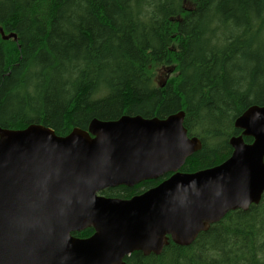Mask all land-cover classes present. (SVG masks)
I'll list each match as a JSON object with an SVG mask.
<instances>
[{
  "label": "trees",
  "instance_id": "16d2710c",
  "mask_svg": "<svg viewBox=\"0 0 264 264\" xmlns=\"http://www.w3.org/2000/svg\"><path fill=\"white\" fill-rule=\"evenodd\" d=\"M0 127L31 123L66 135L123 114L183 124L201 148L181 170L222 162L234 119L264 103V0H0ZM155 65L176 76L156 85ZM246 142L251 139L244 137ZM161 180V179H160ZM155 183L102 191L124 197ZM91 228L76 232L86 237ZM126 264H264V193L229 211L187 246L134 251Z\"/></svg>",
  "mask_w": 264,
  "mask_h": 264
},
{
  "label": "water",
  "instance_id": "95a60500",
  "mask_svg": "<svg viewBox=\"0 0 264 264\" xmlns=\"http://www.w3.org/2000/svg\"><path fill=\"white\" fill-rule=\"evenodd\" d=\"M3 40H17L14 32ZM184 111L164 118H93L66 135L40 123L0 127V264H126L158 255L169 240L190 245L229 211L264 193V103L233 121L231 154L193 172L179 169L201 148ZM244 137L252 140L246 142ZM172 173L128 199L101 192ZM92 228L88 237L75 232Z\"/></svg>",
  "mask_w": 264,
  "mask_h": 264
},
{
  "label": "rangeland",
  "instance_id": "374dc122",
  "mask_svg": "<svg viewBox=\"0 0 264 264\" xmlns=\"http://www.w3.org/2000/svg\"><path fill=\"white\" fill-rule=\"evenodd\" d=\"M150 72L153 77V81L155 82L156 85L162 84L167 79L174 78L177 74L174 65L171 66L155 65L151 68Z\"/></svg>",
  "mask_w": 264,
  "mask_h": 264
},
{
  "label": "flooded vegetation",
  "instance_id": "af4514ba",
  "mask_svg": "<svg viewBox=\"0 0 264 264\" xmlns=\"http://www.w3.org/2000/svg\"><path fill=\"white\" fill-rule=\"evenodd\" d=\"M184 125V124H183ZM185 127V126H184ZM239 130V129H238ZM240 131V130H239ZM241 132V131H240ZM187 135L189 136V137H192L193 135H189L188 134V132H187ZM250 138V137H249ZM251 139V138H250ZM252 140V139H251ZM250 140V141H251ZM249 141V142H250ZM232 152V151H231ZM231 154V153H230ZM229 154V155H230ZM181 172H187V171H183V170H181V168L179 169ZM172 173H170V172H168V173H166V174H164V175H162V176H160V177H158V178H156V179H152V180H155V183L153 184V185H151V186H149V187H147V188H142L141 189V191L140 192H137V193H134V194H130V195H127V196H124V197H118V196H109V197H117V198H123V199H128V198H130V197H132V196H134V195H137V194H140V193H142V192H144L145 190H147V189H149V188H152V187H154V186H156L157 184H159L161 181H163L164 179H166L167 177H169L170 175H171ZM161 179V180H160ZM104 191V190H103ZM102 193V192H101ZM103 194V193H102ZM103 195H105V194H103ZM105 196H108V195H105ZM91 230H92V232L89 234V235H91L92 233H93V229L91 228ZM76 233V232H75ZM75 233H73V235L74 236H76L75 235ZM89 235H87L86 237H88ZM76 237H79V236H76ZM81 238H84V237H81Z\"/></svg>",
  "mask_w": 264,
  "mask_h": 264
}]
</instances>
